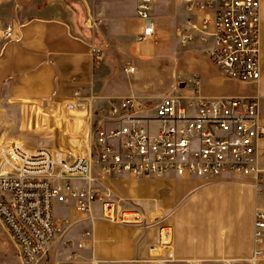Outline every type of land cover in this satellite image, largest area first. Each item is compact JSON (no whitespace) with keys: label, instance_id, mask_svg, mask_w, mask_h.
<instances>
[{"label":"crops","instance_id":"1","mask_svg":"<svg viewBox=\"0 0 264 264\" xmlns=\"http://www.w3.org/2000/svg\"><path fill=\"white\" fill-rule=\"evenodd\" d=\"M259 1L261 76L256 83H241L226 79L207 60L198 33L189 45L177 41L175 36L195 18L182 0H155L154 35L143 43L136 40L142 21L127 0H0V32L13 27L12 40L0 43V110L18 103L27 110L52 103L68 109L80 99L94 112L106 98L127 95L156 105L165 95L152 98L162 85L157 60L168 55L176 63L172 73L188 79L174 94L187 84L192 94L189 79L197 76L201 98L254 97L264 115V0ZM90 16L99 21L94 32L85 25ZM129 25L136 28L129 30ZM99 35L109 39L116 57L95 60L91 49ZM156 37L157 43H149ZM131 41L138 44L133 63L140 59L144 76L156 79L152 84L140 85L143 74L136 64L133 73L126 72ZM96 186L110 197L92 203L85 213L67 204L54 206L61 231L46 264L61 259L68 264H155L168 255L177 263L250 264L255 214L264 211V184L232 174L210 180L121 175L97 179Z\"/></svg>","mask_w":264,"mask_h":264},{"label":"built area","instance_id":"2","mask_svg":"<svg viewBox=\"0 0 264 264\" xmlns=\"http://www.w3.org/2000/svg\"><path fill=\"white\" fill-rule=\"evenodd\" d=\"M127 1L142 21L136 40L143 43L154 35L155 0ZM182 4L195 18L189 19L188 30L178 33L180 43H191L198 33L205 57L222 76L256 83L261 76L260 1L182 0ZM94 24L91 16L85 22L87 28ZM12 34V25H7L0 32V43L11 41ZM91 53L101 60L96 46ZM189 83L192 94H166L156 105L135 95L106 98L98 122L92 119L90 105L77 100L68 109L89 112L91 128L84 157L67 159L57 151L21 145L0 150V223L24 264L45 259L60 233L53 218L56 204L85 213L92 203L110 197L96 186L97 179L130 175L210 180L232 174L264 184V115L258 99L206 100L198 95L199 78L192 76ZM253 237L250 264L264 261V211L255 214ZM155 264L195 263H177L168 255Z\"/></svg>","mask_w":264,"mask_h":264},{"label":"rangeland","instance_id":"3","mask_svg":"<svg viewBox=\"0 0 264 264\" xmlns=\"http://www.w3.org/2000/svg\"><path fill=\"white\" fill-rule=\"evenodd\" d=\"M158 15L154 14V17ZM95 24L99 21L92 16ZM87 20H85L86 22ZM95 24L92 28H87L95 31ZM158 24H165L158 21ZM129 30H134V25H129ZM93 34V33H92ZM178 41V35L175 36ZM159 38H154L149 43H157ZM133 42V43H132ZM101 50V60L104 56L110 55L116 57V52L109 39L98 36V42L92 43ZM130 59L125 63V67L139 68V72L143 74V63L139 58L133 63L132 53L136 50V42L131 41ZM174 45V42H172ZM189 45V44H188ZM138 46V44H137ZM147 59V58H146ZM179 59V58H178ZM178 61V60H177ZM157 64L160 70L161 88L154 91L153 97L162 96L166 94H174L180 83H185L188 79H183L180 75L172 73V66H175V59L168 55H163L158 58ZM179 63V62H178ZM136 64V65H135ZM139 75V74H138ZM142 82L140 85L152 84L156 79L153 75H141ZM190 85L187 84L185 89L177 92L180 96L190 94ZM139 96V95H137ZM7 109L0 110V150L9 145H21L27 149L31 148H47L52 151H57L66 156L67 159L74 157H84L88 153L91 143L90 138V122L89 114L81 112L82 114H74L72 110L60 108L56 104L41 106H31L27 110L23 104L18 103L12 105H4ZM11 108L12 111L9 109ZM43 109V110H42ZM101 115L98 111H94L93 121L98 122ZM60 229V227H58ZM60 233L57 234V236ZM49 253V252H48ZM48 261V254L39 264H46ZM0 264H24L20 259L16 246L10 239L7 231L0 223ZM59 264H68L63 259Z\"/></svg>","mask_w":264,"mask_h":264},{"label":"bare ground","instance_id":"4","mask_svg":"<svg viewBox=\"0 0 264 264\" xmlns=\"http://www.w3.org/2000/svg\"><path fill=\"white\" fill-rule=\"evenodd\" d=\"M80 108H82V106L80 107ZM85 110H82V109H80V111H78V112H84ZM84 113H86L87 114V111H85ZM89 113V112H88Z\"/></svg>","mask_w":264,"mask_h":264}]
</instances>
